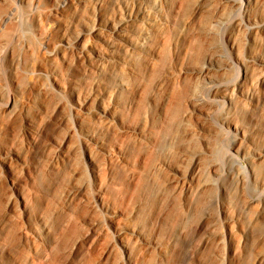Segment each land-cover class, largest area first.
<instances>
[{
    "label": "rangeland",
    "instance_id": "1",
    "mask_svg": "<svg viewBox=\"0 0 264 264\" xmlns=\"http://www.w3.org/2000/svg\"><path fill=\"white\" fill-rule=\"evenodd\" d=\"M158 1L99 69L120 0H0V264H264V0Z\"/></svg>",
    "mask_w": 264,
    "mask_h": 264
},
{
    "label": "bare ground",
    "instance_id": "2",
    "mask_svg": "<svg viewBox=\"0 0 264 264\" xmlns=\"http://www.w3.org/2000/svg\"><path fill=\"white\" fill-rule=\"evenodd\" d=\"M64 1V0H61ZM238 2H246L247 4H251L253 2V0H236ZM132 2L133 0H120V4L123 7V10L119 12V14L114 17L111 20H108V22L106 23L107 28L109 29V31L111 32V36H102V38H104V41L107 44V48L106 49H96L94 51V54L96 56V58H98L97 61L98 62V68L101 69L105 63L107 61H109V59L111 60L113 58V48L116 44V41H118L119 39L123 38V39H128L129 41V45L134 47V48H138L139 46H148L151 43L152 40V34H151V26L152 24L157 20L158 18V4L159 1L158 0H154V3L150 6H146L144 7V9L142 11H140V13L143 12V14L146 15L145 20V24L143 26H137V35L135 34H130V28L135 26V20L134 18L136 17V13L133 12V8H132ZM134 4V3H133ZM134 7V6H133ZM136 14V15H135ZM135 15V17H134ZM164 20H166V18H164ZM250 18H247V21H250ZM264 27V20L261 21V23L258 24H250L251 28L254 27ZM88 32L90 33H96L98 35H100L101 38V25L98 24H93L91 26L88 27L87 29ZM65 43L68 45H71L72 43L76 44V46L79 49H82L83 52L84 49L81 48V44H82V34H78V36H76L75 38H70L67 37L66 39H64ZM63 57L64 55L61 54ZM252 59L254 60L255 63H258L259 66L264 67V58L259 56V55H253ZM242 63L244 64L245 67V76L246 78L249 77V64L246 61H242ZM208 70V66L205 65V67H203L200 71H206ZM56 74V73H54ZM118 85L121 88H127L129 86V82L123 78L118 80ZM243 87V84L240 85V88ZM225 96V95H224ZM223 96V97H224ZM248 97H251L252 95H247ZM90 98L89 96H85L84 100L78 101L77 103H75V108L76 109H81L84 111H89L90 113H93L96 117L99 118H106L108 120L113 121L114 118L119 119V117L114 114L112 112V106L111 105H106L103 103V105H100L97 108V111L91 110L89 107H87L88 102H89ZM91 110V111H90ZM144 135V134H143ZM84 136H85V146L87 148L90 147V145L95 144L98 148L100 149H106V144L104 143V140L100 137V130L98 128H91L88 129L84 132ZM145 136V135H144ZM143 136V137H144ZM11 155H7L5 156L2 161L4 163V165L6 167H11V164L13 162V160L15 159H21V155L18 152L15 151H11L10 153ZM262 156V155H261ZM90 159L92 160V165L94 167H96L97 163L94 160L93 157V153H90ZM263 157V156H262ZM123 159V155L121 157ZM122 162V161H121ZM176 172L179 171V169H174ZM189 179L193 180V177L190 175ZM13 182V181H12ZM192 184L190 183V181L186 182V190L187 193L185 195V198L189 197V193L192 190ZM13 186L15 187V183L13 182ZM97 197L100 198V196L98 195ZM23 204V202H22ZM43 230H45L47 228V224L43 223ZM230 230H228L227 234L231 236V227L228 228ZM126 230V229H124ZM134 234H136V231H134ZM35 235L39 238L42 237V231L40 229H36L35 230ZM222 240V238H221ZM119 241L122 244V246L124 247V249L129 250L131 247V239H127L125 236H123L122 234L119 236ZM222 257H224L222 255ZM263 259V258H262Z\"/></svg>",
    "mask_w": 264,
    "mask_h": 264
}]
</instances>
